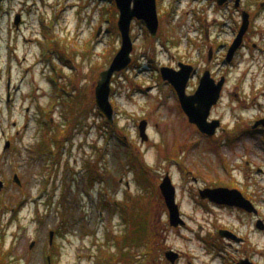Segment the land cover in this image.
Listing matches in <instances>:
<instances>
[{"label": "rangeland", "instance_id": "1", "mask_svg": "<svg viewBox=\"0 0 264 264\" xmlns=\"http://www.w3.org/2000/svg\"><path fill=\"white\" fill-rule=\"evenodd\" d=\"M240 1L249 28L232 69V61L226 68L222 61L237 38L207 0H159L156 38L134 21L132 63L111 82L113 122L98 111L96 88L120 50L116 6H107L109 0L2 1L0 264H51L52 258L56 264H147L149 254L150 264H173L169 251L179 255L175 264L219 263L212 262L205 233L212 231L213 218L225 222L226 215L210 217L195 204L192 172L201 169L208 179L223 180L221 126L232 131L236 120L264 114V56L256 52L251 60L241 50L246 36L264 47V0ZM208 47H214V57ZM179 62L194 68L187 96L207 70L227 77L209 118L221 122L214 140L190 123L174 87L158 71L176 69ZM144 120L148 142L139 131ZM167 175L185 223L179 227L170 225L160 191ZM260 194L264 215V177ZM105 201L120 206L113 213ZM121 206L127 216L143 210L152 237L143 234L128 243L120 260L118 240L128 229ZM50 232L56 233L53 243Z\"/></svg>", "mask_w": 264, "mask_h": 264}, {"label": "flooded vegetation", "instance_id": "2", "mask_svg": "<svg viewBox=\"0 0 264 264\" xmlns=\"http://www.w3.org/2000/svg\"><path fill=\"white\" fill-rule=\"evenodd\" d=\"M2 1L4 6L8 0H0V9L2 8ZM230 2L231 0H228L229 5H231ZM210 4L218 9L215 3ZM111 5L114 7V0H111ZM158 5L159 0H157V9ZM260 7L259 9L263 11L264 6ZM234 13L235 16L230 19L233 24L229 22L226 27L230 28L234 32L235 38H237L242 28L244 14L247 13L245 6L241 4L240 0L234 4ZM250 38V36L245 37L246 40L241 50L246 49L248 58L251 60L257 59L256 52L260 57L264 56L263 45L251 44ZM231 44L227 46L228 50ZM208 49L209 53L211 52L210 57H214V47H208ZM237 55H239V52ZM226 58L223 57L222 61L225 68L227 66L224 63H228L225 61ZM236 61L237 58L232 61L231 66L227 69L235 67ZM180 64L182 65L183 63L179 62L176 69L173 67L168 68L179 71ZM207 71L211 73V77L216 83H219L222 79L225 82L227 81L226 76L217 77L215 72ZM11 96L12 92L9 87L7 96L9 101ZM213 121L216 120L211 122ZM221 128L224 132L223 140L227 151L222 162L224 170L223 180L217 182L211 178L208 179L201 169L192 172V184L196 188L193 195L195 204L203 207L205 213L210 217L218 215V212H223L226 215L225 222L222 221L223 223L217 217L212 219V231L205 233L206 241L208 242L207 249L211 253L210 255L214 257L212 262H215V260L219 261L217 264H264V215L262 209L263 200L260 194L264 177V114L255 116L249 121L236 120L232 131L224 127V124ZM216 137L217 134L207 139L214 140ZM216 190H224L223 200L217 194L211 193ZM207 191L215 198L208 197ZM244 227L249 233L246 230L245 232L243 231ZM252 237L254 239L256 237V242L252 240ZM151 257L153 256L151 255ZM150 263L151 259L149 256L147 264Z\"/></svg>", "mask_w": 264, "mask_h": 264}, {"label": "water", "instance_id": "3", "mask_svg": "<svg viewBox=\"0 0 264 264\" xmlns=\"http://www.w3.org/2000/svg\"><path fill=\"white\" fill-rule=\"evenodd\" d=\"M116 7L120 13L118 28L121 34V49L114 58L109 69L101 73V80L96 88V102L97 109L106 116L109 122H113L114 110L111 104V82L114 74L122 72L128 68L132 63L133 53V40L131 37V27L134 21L143 22L146 25L148 32L152 38H156L159 30V15L157 10V0H114ZM217 1L219 6H223L227 0H211ZM238 2V0H237ZM238 6V4H237ZM21 17L17 16L16 26H19ZM249 28V16L244 14V24L239 33V36L228 54V61H232L235 51L241 45L244 35ZM181 71H175L168 68L161 70L162 78L165 82L171 84L177 95L181 107L191 124H194L205 135L210 137L214 136L221 126L220 121L209 122L211 110L219 103L222 90L225 85V80L222 79L216 83L211 77V73L207 71L200 80L198 90L193 96L186 95L187 86L191 80L194 72L192 66L180 65ZM148 122L142 121L140 123L139 131L143 142H148L149 137L147 134ZM10 144H7V149ZM14 181L20 185L18 175L14 176ZM4 188L3 181L0 180V190ZM160 190L165 198L166 206L170 214V224L172 227H179L184 225V221L180 218V209L176 203V189L172 184V180L167 175L163 180ZM211 192V191H210ZM205 193V192H204ZM217 194L220 199H224V190H216L211 192ZM207 196L214 199L209 191L206 192ZM55 233L51 232L50 237L53 243ZM179 255L174 251H169L166 254L168 260L175 264Z\"/></svg>", "mask_w": 264, "mask_h": 264}, {"label": "trees", "instance_id": "4", "mask_svg": "<svg viewBox=\"0 0 264 264\" xmlns=\"http://www.w3.org/2000/svg\"><path fill=\"white\" fill-rule=\"evenodd\" d=\"M70 114L72 115L73 114V111H71ZM45 141L48 142L47 139ZM46 144H47V146L45 147L46 148L45 150H46V153H49V151H47V148L49 147V145H48L49 142L46 143ZM103 204H104L103 205L104 208H107L108 207L107 209L110 210V211H112L113 213L116 212L118 210V208H119L118 206H120V204L114 205V203L113 204L110 203L111 204L110 205L108 203V201H105ZM109 205H110V208H109ZM126 209L127 208H123L122 207V211H123L124 217L126 219L125 222L128 225V229L125 231L123 237H119L118 244H117V248L123 250V252L121 253V256H120V260L122 259L123 256H124V258H126V254L124 253V251L126 249H128V246H127L128 243L129 244L130 243H135V240L136 239L139 240L142 237L143 234H144L145 238H147L149 236H150V238L152 237V232L149 233V229H147L148 223L151 220L148 221L146 219L147 216H143V215H145V214H143V210L142 211H141V209L138 210V211H140L141 216H139L140 213L136 214L135 213V210H133L132 212H130L131 213V216H127L126 212H128V211H126ZM147 243L148 244L146 246L147 247H150V243L149 242H147ZM150 248H151L150 251H152L153 250V246L150 247ZM149 256L151 257L150 254H149ZM125 262H127V260H125ZM51 264H56L54 258H52ZM107 264H113V262L112 261H109ZM120 264H121V262H120Z\"/></svg>", "mask_w": 264, "mask_h": 264}]
</instances>
